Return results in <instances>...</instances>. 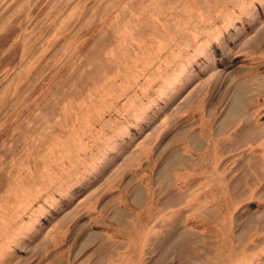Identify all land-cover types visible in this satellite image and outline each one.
<instances>
[{"label": "rangeland", "instance_id": "obj_1", "mask_svg": "<svg viewBox=\"0 0 264 264\" xmlns=\"http://www.w3.org/2000/svg\"><path fill=\"white\" fill-rule=\"evenodd\" d=\"M0 264H264V0H0Z\"/></svg>", "mask_w": 264, "mask_h": 264}]
</instances>
